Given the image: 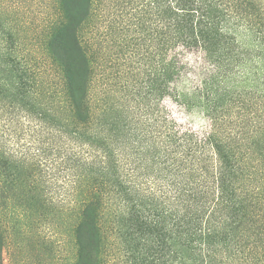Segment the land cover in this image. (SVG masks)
<instances>
[{"label": "trees", "instance_id": "obj_1", "mask_svg": "<svg viewBox=\"0 0 264 264\" xmlns=\"http://www.w3.org/2000/svg\"><path fill=\"white\" fill-rule=\"evenodd\" d=\"M120 2L103 19L102 0H57L41 59L0 50V100L37 136L24 155L0 139V264L11 232L57 219L66 264H229L236 229L264 202V0ZM5 30L0 41L17 42ZM167 100L210 128H182ZM46 159L65 182L56 200ZM252 228L234 264H264V228Z\"/></svg>", "mask_w": 264, "mask_h": 264}, {"label": "rangeland", "instance_id": "obj_2", "mask_svg": "<svg viewBox=\"0 0 264 264\" xmlns=\"http://www.w3.org/2000/svg\"><path fill=\"white\" fill-rule=\"evenodd\" d=\"M121 1L123 2V0ZM119 2L120 0H102V3L99 5L101 6L102 18L105 19L104 17L109 16L112 12L114 13V11L119 8L116 6L121 4V2ZM56 7L57 0H0V32L6 28L7 31L5 30V32H12L11 34L17 39V42L19 41V43L16 41V43H12L11 39L7 40V38H5V41H0V50L3 49V47L9 50L16 49L23 53L26 58L33 56L41 59V57H43V45L40 35L41 29L43 24L47 22L49 18H54ZM117 11L120 13V10ZM152 12H154V9H152ZM151 17L152 16L150 15V19ZM105 25L106 22L104 21L100 24L97 40L100 35L102 36L104 33ZM244 35L243 32H239V37L242 43L248 46L252 45L250 37L246 38ZM0 37H2L1 34ZM104 46L106 47L107 45ZM111 52L112 51L108 49V46L106 47V52L101 53L99 51L97 54L100 58L99 62L105 53H107L106 57L108 58V53L111 55ZM186 61L192 65H196L198 57H195L194 55L187 56ZM112 64L113 63L111 62L108 63L107 74L105 75V77H109L111 80L112 76H114L113 69L111 68ZM98 71L99 74L96 78L97 84L95 94L99 97L100 85L102 84L103 79L102 76H100L102 75L100 74L102 73V70L99 68ZM53 78L54 77L49 80L51 81ZM57 81L56 78L54 83ZM1 97L2 96H0V98ZM0 103L1 112H7L6 119H13L10 123L3 122L5 128H1L2 130L0 131L1 141H3L8 148L15 150L20 155L28 154V151L31 153L34 152V149L37 146V142L35 141L37 136L33 134V131L31 132L30 128H34V126L33 124H28L27 114L19 112L10 106L11 104L7 101H1ZM162 105L165 106L170 117H173L182 128H190L200 133L210 128L209 121L204 116L200 114L183 113L173 102H171V100H167ZM12 136L15 137L14 140ZM49 161L50 159L44 162V170L45 174L54 176L53 184L50 185V195L56 200L63 195L65 182L62 176H59L56 166L53 167ZM48 179H50V176H48ZM246 195L247 194H244L238 197V205L239 200L242 201L241 203H244V200L250 198ZM253 203L256 206L255 210H251L247 213L245 216L246 219L242 222L240 227L236 229V236L234 235L236 239H233L234 243L231 244V249L226 252L227 255L229 254V264H234L237 257H239L238 254H234L238 251L239 240L243 239V236H246L248 229L253 226L264 228V202L253 201ZM41 215H43V213ZM7 217L6 220L9 225H11V217ZM51 221L47 224L40 223L39 226L31 228H28L27 226L28 234L25 237L16 235L15 231L11 232V238L9 240L10 245L3 253L4 263L21 264L22 261H24L28 264H66L73 261V248L71 243H69L71 237L66 235L67 230L63 233V229L59 227L58 219L54 221V223H51ZM25 224L28 225V221L25 222ZM227 224L231 226L232 220H228ZM254 238L257 247H260V250L263 249L264 236L260 239L257 237ZM246 257L248 256L240 257V260L241 258L244 259L243 262L245 263ZM262 260H264V256L262 257Z\"/></svg>", "mask_w": 264, "mask_h": 264}]
</instances>
